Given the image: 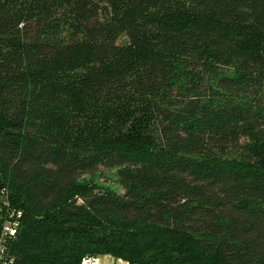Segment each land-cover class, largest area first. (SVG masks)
I'll use <instances>...</instances> for the list:
<instances>
[{"label":"trees","instance_id":"obj_1","mask_svg":"<svg viewBox=\"0 0 264 264\" xmlns=\"http://www.w3.org/2000/svg\"><path fill=\"white\" fill-rule=\"evenodd\" d=\"M5 201L13 264H264V0H0Z\"/></svg>","mask_w":264,"mask_h":264},{"label":"built area","instance_id":"obj_2","mask_svg":"<svg viewBox=\"0 0 264 264\" xmlns=\"http://www.w3.org/2000/svg\"><path fill=\"white\" fill-rule=\"evenodd\" d=\"M2 207L3 214L0 217V264H13L14 258L9 250V245L20 229L22 213L20 210L10 207L6 201ZM81 264H98V257L87 256L82 259Z\"/></svg>","mask_w":264,"mask_h":264},{"label":"rangeland","instance_id":"obj_3","mask_svg":"<svg viewBox=\"0 0 264 264\" xmlns=\"http://www.w3.org/2000/svg\"><path fill=\"white\" fill-rule=\"evenodd\" d=\"M82 178L84 182H92L97 186L107 188L117 193H120L122 191L115 175V169L100 168L99 171H97L95 174H88L83 176ZM78 202H80L79 198Z\"/></svg>","mask_w":264,"mask_h":264},{"label":"crops","instance_id":"obj_4","mask_svg":"<svg viewBox=\"0 0 264 264\" xmlns=\"http://www.w3.org/2000/svg\"><path fill=\"white\" fill-rule=\"evenodd\" d=\"M98 264H128V263L110 254H103L101 256H98Z\"/></svg>","mask_w":264,"mask_h":264}]
</instances>
